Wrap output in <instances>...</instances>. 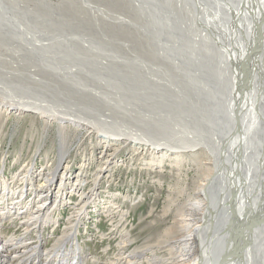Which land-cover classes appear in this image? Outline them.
<instances>
[{
	"label": "bare ground",
	"instance_id": "bare-ground-1",
	"mask_svg": "<svg viewBox=\"0 0 264 264\" xmlns=\"http://www.w3.org/2000/svg\"><path fill=\"white\" fill-rule=\"evenodd\" d=\"M24 1L25 0H0V23L3 22L6 28L7 26L10 28L9 31L6 30L7 32H2L0 29V40L2 38L1 41L7 43L14 42L12 40L11 34L14 35L15 33L18 35L20 33L21 36L25 34L24 36L26 37V39L29 37V32L26 30V17L28 13L24 9ZM31 1L36 3V13H34V15L32 16H34L35 19H38L39 23L41 21L43 22V20L37 18V14L42 15V17H52L55 20V23L53 24L58 27L59 34L57 35L61 37L67 35L69 36L70 34H61H66L67 32L71 31H77L82 32L83 35L89 36L87 32L89 31V33L92 34L94 38H99V36H101L99 35L97 25L95 24V22H98L99 20L95 21L91 19L95 21L92 24L90 23V19H78L73 17L74 14V16L80 17L79 14L85 8H82V10L80 8V13H78V9L76 12H74L76 10L75 9L73 13H71L72 15H70L73 17V19H67V12L72 10L71 5L72 3L75 4L77 0H75L74 2H71V0H65L61 4L57 2V4H53L49 0ZM103 1L112 5L119 2L120 0ZM128 1L131 2L134 7H140L141 11L143 10V12L148 11V9H156L155 11H157L158 13L153 11V17L155 18V16H157V18L155 19H159V16L162 15V21L164 24H157V26L159 25V27L156 26V29H158L152 32L153 35L162 34L164 33V31L166 33L173 31V25L171 24V22L173 20L174 15L170 16L171 14L169 15L168 13L171 12L167 13L165 7L162 6L164 4L158 5L160 3L158 0H156V5H154L153 3L155 0H147L146 2L145 0ZM171 1L175 2L176 8L178 10L181 9L182 11L183 9H187L188 7H190V4H192L188 0ZM196 1L200 3L201 8L203 4L208 5V13L212 14L220 24L225 22L226 26H224L223 30H220V28L216 29L215 26H213L211 30L208 26V33L200 29V34H205L208 36V38H211L212 42H214V45L217 48L218 57L221 56L223 50L229 51V55H227L225 59V63L229 65H226L225 63L224 65L222 63H216L217 70L216 72H214L213 79H211L210 77V82L208 81V84L205 83L202 87L199 86V88L195 85H191L192 83H189V86L186 85L187 87L185 85L184 87L182 85L178 86L179 84L176 83L177 80L175 79L173 81L174 84L179 87V93H181L183 96L186 97V99H188V101L186 100V102L189 103V100L194 97L195 93H198L200 95V97L197 96L198 98L195 95V97L198 99V101H196V109L199 111L200 114L202 111L201 122L203 123L204 121H206V124H210V129L208 130L209 137H206L208 138V143H205L206 141L203 142V140L205 139H203L201 142L200 137H202V135H199L200 140H198V136H195L194 134V136H191L192 138H189L185 135L186 137L184 139H178L174 138L177 137V135L175 134V136L172 134V139H170V135L168 136L169 139H166V135L165 138H163V130L161 129L162 132H160V128L157 126L158 124L153 125V121L144 124L148 129V131L146 129L144 130L146 131L147 135H144L143 133L140 134L138 132L140 129H138V131H135V129L132 130L130 129V127L129 129L126 128L128 129V131L126 130L127 132L125 130H121L122 128L118 130H109L111 128L109 122L101 120L100 117H98L99 119L97 121V117H95L94 121L92 119V116L91 118L90 116H87V114L91 111H89V109H87L88 113H86V116H83L84 110H82L83 112H81L78 109V113L72 112L69 114H64L61 111H55V109L53 108L46 107L42 103H37L30 100L23 101L21 99H16V97L5 98L0 96V112H5L7 114H23L26 112H31L35 113L36 115L42 116L51 123L57 122L60 124L61 127V140L66 139L64 137V134L62 133L64 128L70 125L72 127L77 128L78 130H87L95 132L99 136V168L94 171L93 176L91 177L90 187L87 188V190H83L84 185L90 179L89 174L87 173L86 165L83 164L79 168L77 175L75 173L73 174L71 167L72 165L69 163L70 161H67L69 160V149L64 144L60 145L59 159L57 160L56 166L54 167H49L48 164H41L37 168V165L33 163L30 164V166L26 169H21L19 172L16 171V175L9 181H7L8 179H6L5 177L6 175L4 173V170L3 173H1V177L4 176L3 187L0 189V194L3 197V202H7L9 200L17 202V200L21 198H31L29 202V216L34 221L33 228L35 230L37 229L42 233L45 227H53V229H51L50 231V234L48 235H51L52 233V236H54V240L57 230L56 226L61 220V218L57 216V214L61 213V216H64L63 205L67 203V193L72 191V194L78 195L77 201H73V203H68L71 205H69L70 208L68 207V210L70 212L66 215V220L70 224V226L62 227L61 232L62 230H64L62 236L58 237L59 239L57 238L58 241L56 244H53L51 250H46V257L43 261L44 263H46L50 256L55 255L53 257V259H55L57 257H60L61 255L60 258H64L62 264H82L83 255L79 253L82 252L83 247L79 245V238H77L78 231L80 230V225L82 222H84L83 219L87 217L88 214H90L89 210L91 208H95L100 202V184L103 182L104 179L106 180L107 178H109V176H111L110 172L113 170V167L119 165V161L115 159L116 153L107 154V152L112 147L113 143H116L117 146H120L121 144H126L127 142H129L134 145L136 151H141V153H145L147 151L154 155V158H157L156 160L153 159L152 161H146V164H144L147 167L154 168L155 166L164 163L166 158H175L176 160L180 159L181 155L185 152L195 153L202 157L204 156V154L208 153V161L206 163L202 161L203 163L201 162L202 164H200L203 165L205 163L204 165L206 166V171L203 170L205 172L203 174V178L201 177V183L198 184L197 189L195 191L193 190L194 192L192 191V193L190 194H188L189 192H185L184 195L188 197V199L186 202H184L183 206L177 208L178 212L176 215L178 216L180 214L182 215V217L180 219L177 218L176 220H174V224L167 228L160 227L161 225L158 227L154 226L156 232L154 238H151L152 240H146L140 245H138L134 238L129 236L130 233L128 234L127 230L124 228L118 237V248L117 252L115 253L114 259H109V262L105 264H264V0ZM95 2H97V0ZM225 2L230 5V10L226 8ZM87 3L84 2L82 5L86 4L84 6H90V1ZM92 4L93 3H91V5ZM144 4L150 5V8H146ZM228 11H230V16L227 14ZM86 12H88V9ZM137 14H139L138 11ZM175 17L177 18L176 15ZM229 17L230 20H228ZM139 18L141 19V17ZM148 19L150 18H147V20ZM87 20L90 21L88 22ZM128 20L129 19H127V21ZM152 20L154 19L151 18L150 21L148 20L150 24L151 22H153ZM159 21L161 20L159 19L158 22ZM118 22H120V20ZM134 22L132 23L134 24ZM45 23L46 21L44 20L43 24ZM132 23H130V26L133 25ZM156 23H154V25H156ZM174 23L176 22L174 21ZM43 24V29L48 27L47 26L44 28ZM38 25H41V23ZM113 25H116L119 28L121 24L113 23ZM128 25L127 27H129ZM173 27L176 28V26ZM47 29H49V27ZM151 29L153 30V28ZM128 30L130 32L125 33V35L130 34V36H139V41L141 37H147L148 35L145 33L147 29H144L145 31L143 30V33L141 32L142 29L140 31L138 30L139 33L138 31H136L138 34L134 33V30L132 33L130 27ZM223 31L226 32L228 35H234L230 42H228L227 40L226 43L221 42L220 36L224 34ZM114 33L115 32H112L111 34L113 36H117L115 35L117 34V32L115 34ZM249 35L253 36L251 44H247L246 40H243L245 36ZM102 36L104 39L105 37L103 34ZM70 37H72V39H67L68 42L63 43L64 40H59L54 37L50 39H43L37 36L33 38L31 44L29 42L28 43L29 46H32L34 49H36V51L53 47H55V50H57L56 47H58L59 52L61 48H63L62 51H71V46L73 49L76 48L85 52L87 51L90 54L94 53L93 49L84 46V43H79L81 40L78 41L76 38H73L74 36ZM19 38L21 40L23 39L21 37ZM130 39L133 38L131 37ZM59 46L62 47L60 48ZM155 49L159 57L166 58L165 54L167 51L161 52L157 47ZM26 50H29V48L26 47ZM169 54L171 56L174 55H172V53ZM166 55L168 56V54ZM234 57H237L238 59L235 60ZM166 59H168V57ZM26 61L28 63L34 64L36 59H30ZM191 63H195V59H193ZM185 64L187 66L189 63ZM192 64H189V66L187 67L188 70H191ZM28 66L30 65L28 64ZM40 69L44 70H42L41 73L43 72V74H49L47 72L48 69H45V66H40ZM190 72L192 74V70ZM235 74L237 76V79H235ZM191 76H194L193 79H197V76H195L194 74ZM127 78L125 77V80ZM129 78H131V76H129ZM127 81L128 80H126L125 82ZM165 82H167V84L169 83L167 80ZM194 82L196 83L197 80ZM167 84L163 85L167 87ZM206 88L208 91L212 90V94H210V92H206L209 95H212L211 97L205 96L208 97V102H205V99L203 98V92ZM175 90L171 91L175 93ZM187 90L189 93L187 92ZM72 92L75 94L74 91ZM77 96L79 100L82 99L80 101H82L84 105V100H87L91 107H93L97 102L96 95L92 93L88 94V98L86 99L80 98L79 96L82 95H77V93L75 95H70L69 98H71L72 100H76ZM201 98L202 101L200 100ZM66 102L69 103L70 101ZM206 104H208V107L206 106ZM189 106H191L190 110H195V105L190 104ZM91 109L93 110V108ZM87 110L85 112H87ZM79 112L82 113V115ZM206 116H208V118H206ZM202 117H205L203 118L204 121H202ZM91 119L93 121H91ZM149 131L151 133H149ZM193 132H196V130H194ZM148 134H150V136ZM117 150L118 149H116L115 151ZM66 161L68 163H66ZM2 165L4 166V164ZM176 198L177 197L175 196V198L170 199L168 196V201L170 200L171 203L174 204L177 201ZM91 204L94 206H90ZM170 208L171 207H168L166 212H168ZM106 214L108 220L112 224L111 226L113 227V235L119 234L116 232L117 229H121V227H123V224H125L123 220H125L126 212L118 210L115 206H113L106 210ZM63 216L62 218H64ZM116 218H119V221H116ZM13 224L14 220H12L9 225ZM10 238L12 241L14 240L13 236H10ZM5 250L6 253L11 252L9 250L8 245H5ZM34 252V249H31L29 247H23V253L28 255V258H26V261H24V263L29 262L33 258ZM19 257L23 259L24 255L21 254L19 255ZM90 260L91 262H93L92 264H96L98 263V261H101L99 259L95 260L94 257L90 258ZM9 263L10 262L7 260L0 261V264Z\"/></svg>",
	"mask_w": 264,
	"mask_h": 264
},
{
	"label": "rangeland",
	"instance_id": "rangeland-1",
	"mask_svg": "<svg viewBox=\"0 0 264 264\" xmlns=\"http://www.w3.org/2000/svg\"><path fill=\"white\" fill-rule=\"evenodd\" d=\"M49 1L53 4H61L65 0ZM72 1L74 2L75 0H71V2ZM89 1L90 6H84L86 4L82 5L84 2L87 3ZM95 1L96 0H77L75 4L72 3V10H67V19H73L74 17L78 19L99 20L98 22L87 20L92 24L95 22L99 35H101L99 38H94L89 31H87L89 36L83 35L82 32L71 30H69L71 32L61 34H70L69 36L67 35L61 37L57 35L59 34L58 27L53 24L55 23V20L52 17H42V15L37 14V18L43 20V22L44 20L46 21L45 24L41 21V25H38L40 24L38 19H35V17L32 16L36 13V3L31 0H25L23 5L25 11L28 13L26 17V30L30 34H28L29 37L26 39L24 36L25 34L21 36L20 33L19 35L15 33L14 35L11 34L12 40L14 41L12 43L3 42L1 41L2 38L0 40V96L5 98L16 97V99H21L23 101L30 100L42 103L44 106L53 108L55 111H61L64 114L72 112L75 113L77 112V109L81 112H83L82 110L85 112L89 109V111L91 110L93 112L90 111L88 113L87 110V112H83V116H86V113H88L87 116H90V118L92 116L94 121L95 117H97L96 121L99 119L98 117H100L101 120L109 122L111 127L109 130H118L122 128L121 130L128 131L130 127V129H135V131L140 129L141 131H138L140 134L143 133L144 135H147L144 130L146 129L148 131V129L144 124L153 121V125L158 124L157 126L160 128V132L163 130V138H165L166 135V139H169L168 136L170 135V139H172L174 134L177 135V137L174 138L178 139H184L186 136L192 138L191 136L197 135L198 140L201 138L202 142V140L205 139L203 142L206 141L205 143H208V138L206 137H209L208 130L210 129V124H206V121L203 119L205 117H202V121L205 123L203 122V124L201 122L202 111L200 114L196 109V101H198L197 98L200 97V95L195 93L196 97H198L196 98L194 95V97L192 96L193 98L189 100L191 103L186 102L188 99L179 93V87L174 84L173 80H177V82H175L179 84L178 86L182 85L184 87V85L186 86L189 83H192L191 85H195L199 88V86L202 87L205 83L208 84V81L210 82V77L213 79L214 72L217 70V64L222 63L224 65L225 59L227 55H229V51L223 50L221 56L218 57L217 48L215 47L214 42H212L211 38H208L207 35L200 34V29L207 33L208 26L211 30L213 26H215L216 29L220 28V30H223L224 26H226L225 22L220 24L212 14L208 13V5L203 4L201 8L200 3L196 0H188L195 5L189 3L190 7L183 9V11L181 9L178 10L175 2L171 0H158L160 2H158V5L164 4L162 6L165 7L167 13L171 12L168 14H171L170 16L174 15L171 24L176 26V28L172 26V32L166 33L164 31L162 34L153 35L152 32L158 29H156L157 24H164L162 21V15L159 16V19L162 22H158L159 19H155L157 16H155V18L153 17V11L156 9H148V11L143 12L140 7H134L128 0H120L112 5L104 2L103 0H97V2ZM146 1L147 0H145V2ZM156 2V0L153 2L154 5H156ZM91 3H93L92 5L99 4L92 6ZM144 5L146 8H150V5ZM80 8L81 10L82 8H85L82 11L83 13ZM226 8L230 10V5L227 3ZM77 9L78 13L81 12L79 15L80 17L83 16L82 18L74 16L75 14L73 17L70 16L72 15L71 13H73L74 10V12H76ZM87 9L89 13L86 12ZM95 9H98L97 12ZM137 11L139 14H137ZM155 12L158 13L157 11ZM227 14L230 16V11H228ZM138 16L141 17V19ZM147 18H150L148 19L149 21L151 18L154 19L152 20L153 22H151L152 25ZM118 19L120 22H118ZM127 19H129L128 21L130 23L135 20V25L132 23L133 25L130 26ZM228 20H230V17ZM174 21L176 23H174ZM113 23L121 25L118 28L116 25H113ZM154 23H156V25H154ZM42 24L44 25V28L48 26L49 29H47L48 27L43 29ZM127 25L130 27L131 32L133 33L134 30V33L136 34H138L141 29L142 33L145 31L144 29H147V31H145V33L148 34L147 37H141L142 40L140 39L139 41V36H130V34H127V38L125 33L130 32ZM159 25L157 27H159ZM151 28H153V30ZM0 29L2 32L10 30L8 26L6 28L3 22L0 23ZM136 31H138V33ZM112 32H117V34L114 33L117 36H113L111 34ZM102 34L104 35L105 40L103 39ZM37 36L43 39H50L54 37L59 40H64L63 43H67V39H72L70 36H74L73 38H76L78 41L81 40L79 43H84V46L93 49L94 53L90 54L87 51L85 52L76 48H74V50L70 45H68L71 49V51L68 50L69 52L62 51V46H59L61 48V50L59 49L60 52L58 51V47H56L57 50L53 47L36 51V49L32 46H29V43L31 44L33 38ZM19 37L23 39L21 40ZM131 37L133 39H130ZM233 37L234 35L231 36L224 32V34L220 36V40L221 42L226 43V40L230 42ZM252 39L253 36L251 35L243 38V40H246L247 44H251ZM26 47L29 48V50H26ZM156 47L161 52L167 51L174 55L171 56L166 52L168 56L166 54L165 56L166 58L168 57L169 60L161 58L157 55V51L155 49ZM30 59H36L35 63L31 64L26 61ZM193 59H195V63L197 62L196 64L191 63ZM234 59L237 60L238 58L234 57ZM185 63L192 64V67L190 66L192 74L190 72L191 70H188L187 68L189 64L186 66ZM28 64L30 66H28ZM225 64L229 65L227 63ZM40 66H45V69H48L47 72L50 75L47 73L43 74V72L41 73L43 69L41 70ZM193 74L197 76V79H193L194 76H191ZM129 76H131L132 79L129 78ZM125 77H128L126 79L128 80L127 82H125ZM235 79H237L236 74ZM166 80L169 82L168 84L165 82ZM196 80L197 82L200 81L198 83L196 82L197 85L194 82ZM163 84H167V87ZM207 88L204 89L203 92L205 102H208V97L212 96L208 94L209 92L212 94V90L208 91ZM171 90H175V93ZM72 91H74L75 94L77 93V95H82L79 97L83 99L88 98V94L92 93L96 95L97 102L93 107H91L88 101L84 100L85 106L83 102L80 101L82 99L79 100L78 96V99L76 98V100L69 98L70 95H75ZM65 100L70 102L67 103ZM200 100L202 101V98ZM190 104L195 105L196 112L195 110H190ZM206 106L208 107V104H206ZM91 108H93V110ZM80 114L82 115V113ZM206 118H208V116H206ZM92 119L91 121H93ZM60 128L59 123H51L35 113L26 112L23 114H7L5 112H0V174L3 173L4 170L5 175L6 173H9L11 174V178H13L16 175V171L26 169L33 163L37 165V168L41 164H48L49 167H54L59 159L60 145L64 144L69 149V160L67 161H70L69 163L72 165L73 174L75 173L77 175L79 168L83 164L86 165L87 173L89 174L90 179L84 185L83 190H87V188L90 187V181L94 171L99 168V136L95 132L78 130L70 125L65 127L62 133L66 139L61 140ZM194 130H196V132H193ZM149 133L151 132L149 131ZM148 135L150 136V134ZM199 135H202L203 138ZM115 148L118 150L115 151ZM109 153H116L115 159L119 161V165L113 167V170L110 172L111 176H109L106 180L104 179L100 184V202L98 204L96 203L97 206L95 208H91L89 210L90 214L83 219L84 222L80 225L77 238H79V245L84 249H82V252L79 253L83 255L82 264H92L93 262H91L90 258L93 257L95 260H101L96 264H99L100 262V264H105L109 262V259L113 260L118 248V237L124 228L127 230L128 234L130 233L129 236L134 238L138 245H140L146 240H152L154 238L156 233L155 227L160 225V227L165 228L172 226L175 222L174 220L182 217V215L179 214L177 216L176 214L178 212L177 208L183 206L184 202L188 199V197L184 195L185 192H189L188 194H190L193 190L195 191L197 189V186L201 183V179L204 176L203 174L206 171V166L204 164L208 161V153L204 154L202 157L195 153L185 152L181 155L180 159L176 160L175 158H166L164 163L157 165L154 168L147 167L145 165L146 161H152L153 159L156 160L157 158H154V155L150 152L146 151L145 153H141V151H136L134 145L129 142L121 144L120 146L113 143L107 154ZM67 161L66 163H68ZM202 161L205 163L200 165L203 163ZM2 164H4V166ZM11 178H7V181ZM168 196L170 199L175 198L176 196L178 202L176 201V203L172 204L170 200L168 201ZM77 199V194H72V191L67 193V205H63L64 216H62L64 218H62L61 213L57 214V216L61 218L59 224L56 226L57 236H62L64 231L62 230L61 232L62 227L70 226V224L66 222V215L70 212L68 207L71 205L68 203H73V201H77ZM90 206L94 205L91 204ZM113 206H115L118 210L126 212L125 220H123L126 225L123 224L121 229H117L116 233L119 234L116 235H113L112 233L113 227L111 226L112 224L108 220L106 214V210ZM168 207L171 208L168 212H166ZM116 221H119V218H116ZM51 229H53V227H50V231ZM58 239L54 240L55 244Z\"/></svg>",
	"mask_w": 264,
	"mask_h": 264
},
{
	"label": "built area",
	"instance_id": "built-area-1",
	"mask_svg": "<svg viewBox=\"0 0 264 264\" xmlns=\"http://www.w3.org/2000/svg\"><path fill=\"white\" fill-rule=\"evenodd\" d=\"M7 178H11V174L6 173ZM3 179L4 176L0 180V189L3 187ZM2 198L0 194V258H8L16 264H46L54 260H58L62 264L64 258H60L61 255L55 259H53L55 255L50 256L46 263L43 262L46 257V250H51L55 243L54 236H52V233L48 235L50 233V227L48 226L43 229L42 233L33 228L34 221L29 216L31 198H21L17 202L13 200L3 202ZM12 220H14V224L9 225ZM10 236H13V241ZM57 237L59 236L56 235L55 239ZM5 245L9 246L10 253H6ZM23 247L35 250L33 258L26 263L24 261H26L28 255L23 253ZM21 254L24 255L23 259L19 257Z\"/></svg>",
	"mask_w": 264,
	"mask_h": 264
}]
</instances>
